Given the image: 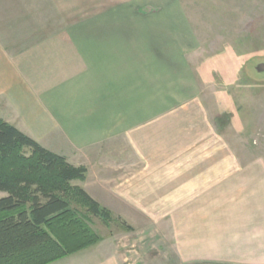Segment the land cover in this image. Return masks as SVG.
I'll return each mask as SVG.
<instances>
[{
    "label": "crops",
    "instance_id": "crops-1",
    "mask_svg": "<svg viewBox=\"0 0 264 264\" xmlns=\"http://www.w3.org/2000/svg\"><path fill=\"white\" fill-rule=\"evenodd\" d=\"M197 49L179 0H0V119L86 167L74 185L112 211L220 204L247 262L264 264V164L233 169L197 111ZM116 243L51 264H140Z\"/></svg>",
    "mask_w": 264,
    "mask_h": 264
},
{
    "label": "rangeland",
    "instance_id": "rangeland-1",
    "mask_svg": "<svg viewBox=\"0 0 264 264\" xmlns=\"http://www.w3.org/2000/svg\"><path fill=\"white\" fill-rule=\"evenodd\" d=\"M179 3L198 43L190 56L201 77L197 111L216 123L217 133L227 136L222 152H229V141L233 169L264 164V70H259L264 65V0ZM198 112L186 111L184 121ZM5 197L0 193V199ZM184 205L187 208L153 211L108 209L114 221L106 226L90 217V227L101 242L111 239L118 247L137 251L140 264H251L242 243L233 240L240 229L239 218L225 219L218 203L210 210L193 209L190 202Z\"/></svg>",
    "mask_w": 264,
    "mask_h": 264
},
{
    "label": "trees",
    "instance_id": "trees-1",
    "mask_svg": "<svg viewBox=\"0 0 264 264\" xmlns=\"http://www.w3.org/2000/svg\"><path fill=\"white\" fill-rule=\"evenodd\" d=\"M88 170L0 119V264H51L97 246L114 216L76 181Z\"/></svg>",
    "mask_w": 264,
    "mask_h": 264
},
{
    "label": "water",
    "instance_id": "water-1",
    "mask_svg": "<svg viewBox=\"0 0 264 264\" xmlns=\"http://www.w3.org/2000/svg\"><path fill=\"white\" fill-rule=\"evenodd\" d=\"M259 70H260V71H261V70H264V65L260 66V67H259Z\"/></svg>",
    "mask_w": 264,
    "mask_h": 264
}]
</instances>
